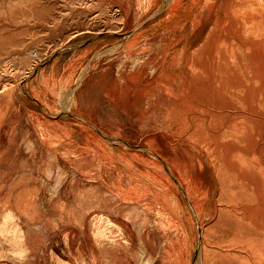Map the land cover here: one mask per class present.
Returning a JSON list of instances; mask_svg holds the SVG:
<instances>
[{"label": "rangeland", "instance_id": "1", "mask_svg": "<svg viewBox=\"0 0 264 264\" xmlns=\"http://www.w3.org/2000/svg\"><path fill=\"white\" fill-rule=\"evenodd\" d=\"M263 134L264 0H0V264H264Z\"/></svg>", "mask_w": 264, "mask_h": 264}, {"label": "bare ground", "instance_id": "2", "mask_svg": "<svg viewBox=\"0 0 264 264\" xmlns=\"http://www.w3.org/2000/svg\"><path fill=\"white\" fill-rule=\"evenodd\" d=\"M210 65H211V64H210ZM211 66H212V65H211ZM204 67H205V66H204ZM208 67H209V66H208ZM206 69H207V68H206ZM201 70H202V69H201ZM206 74H207V73H206ZM210 74H211V73H210ZM212 76H213V75H212ZM213 78H214V77H213ZM206 79H207V78H206ZM210 79H212V78L210 77ZM208 81H209V80H208ZM213 81H214V80H212V82H213ZM209 83H210V82H209ZM1 96H2V95H1ZM263 135H264V134H263ZM255 180H256V179H255ZM253 181H254V180H252V183H253ZM252 185H253V184H252ZM254 185L257 186V185H256V182H255ZM256 188H257V187H256ZM258 191H259V190H258ZM258 191H257V192H258ZM254 192H255V191H254ZM254 196H255V195H254ZM258 196H259V195H258ZM256 198H257V197H256ZM259 217H260V216H259ZM253 220H254V219H253ZM253 220H252V221H253ZM255 220H256V218H255ZM255 220H254V223H255ZM254 226H255V225H254Z\"/></svg>", "mask_w": 264, "mask_h": 264}, {"label": "water", "instance_id": "3", "mask_svg": "<svg viewBox=\"0 0 264 264\" xmlns=\"http://www.w3.org/2000/svg\"><path fill=\"white\" fill-rule=\"evenodd\" d=\"M133 32H134V30L130 31V32H129V33H127V34H131V33H133ZM104 35H108V33H105ZM110 35L117 36V34H115V33H113V34H110Z\"/></svg>", "mask_w": 264, "mask_h": 264}]
</instances>
